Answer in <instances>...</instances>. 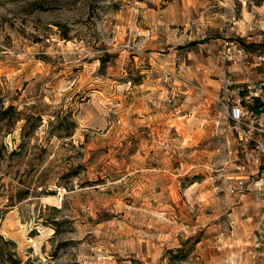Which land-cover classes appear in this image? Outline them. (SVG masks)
<instances>
[{"label": "rangeland", "instance_id": "374dc122", "mask_svg": "<svg viewBox=\"0 0 264 264\" xmlns=\"http://www.w3.org/2000/svg\"><path fill=\"white\" fill-rule=\"evenodd\" d=\"M263 23L264 0H0V236L21 264L183 245L184 264H264L221 91L241 79L225 43L264 51Z\"/></svg>", "mask_w": 264, "mask_h": 264}, {"label": "built area", "instance_id": "2783aa9c", "mask_svg": "<svg viewBox=\"0 0 264 264\" xmlns=\"http://www.w3.org/2000/svg\"><path fill=\"white\" fill-rule=\"evenodd\" d=\"M256 34L254 43L264 47L262 26ZM250 43L226 42L222 53L223 63L235 67L241 76L237 82L226 80L221 88L240 155L239 176L235 182L229 179L228 189L231 194L249 190L264 197V51L250 52Z\"/></svg>", "mask_w": 264, "mask_h": 264}, {"label": "trees", "instance_id": "16d2710c", "mask_svg": "<svg viewBox=\"0 0 264 264\" xmlns=\"http://www.w3.org/2000/svg\"><path fill=\"white\" fill-rule=\"evenodd\" d=\"M23 130H25V127ZM24 137H26L25 134ZM0 239L3 242V246L2 248H0V257L3 264H21L20 259L17 258V255L14 252L15 243L11 240L4 239L2 236H0ZM183 246L184 247L179 248L175 251H170V264H184L187 261L188 256L185 253L186 246Z\"/></svg>", "mask_w": 264, "mask_h": 264}, {"label": "crops", "instance_id": "0c3cea01", "mask_svg": "<svg viewBox=\"0 0 264 264\" xmlns=\"http://www.w3.org/2000/svg\"><path fill=\"white\" fill-rule=\"evenodd\" d=\"M260 26H262L263 27V29H264V23H263V25H260ZM245 35V34H244Z\"/></svg>", "mask_w": 264, "mask_h": 264}, {"label": "water", "instance_id": "95a60500", "mask_svg": "<svg viewBox=\"0 0 264 264\" xmlns=\"http://www.w3.org/2000/svg\"><path fill=\"white\" fill-rule=\"evenodd\" d=\"M256 112H258V111H256Z\"/></svg>", "mask_w": 264, "mask_h": 264}]
</instances>
